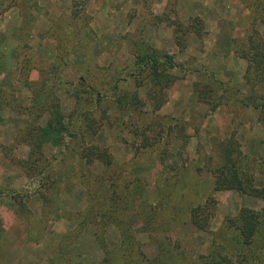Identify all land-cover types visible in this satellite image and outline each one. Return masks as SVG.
Instances as JSON below:
<instances>
[{
	"label": "rangeland",
	"instance_id": "rangeland-1",
	"mask_svg": "<svg viewBox=\"0 0 264 264\" xmlns=\"http://www.w3.org/2000/svg\"><path fill=\"white\" fill-rule=\"evenodd\" d=\"M260 188L264 0H0V264H264Z\"/></svg>",
	"mask_w": 264,
	"mask_h": 264
},
{
	"label": "trees",
	"instance_id": "trees-1",
	"mask_svg": "<svg viewBox=\"0 0 264 264\" xmlns=\"http://www.w3.org/2000/svg\"><path fill=\"white\" fill-rule=\"evenodd\" d=\"M151 67H153V71L155 72L156 69L155 67H157L160 63L157 62L156 59H152L151 61ZM162 65V64H161ZM166 65L168 66H172L173 63L170 61V59L167 57V61H166ZM164 66V65H162ZM152 71V72H153ZM49 124V123H48ZM35 147H38L37 145ZM95 156H97V158L99 159H103L105 164H108L109 163V158L107 156H102V154H98L96 153ZM226 183L223 185L225 187V189H234V190H237V191H242L243 190V187H242V184L235 180V181H225ZM251 192H253L252 194H254L255 196H259L262 200H264V188H260V189H253ZM263 192V193H262ZM239 214L242 215V218L243 219H249L251 221L252 218L256 217L258 213H255V211H252V210H249V209H244V208H239L238 210ZM193 222L198 225V223L193 220Z\"/></svg>",
	"mask_w": 264,
	"mask_h": 264
}]
</instances>
